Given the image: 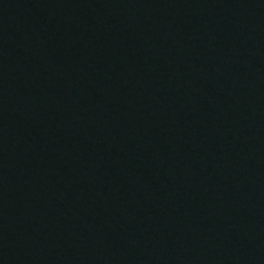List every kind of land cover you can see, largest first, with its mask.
<instances>
[{"label": "water", "instance_id": "obj_1", "mask_svg": "<svg viewBox=\"0 0 264 264\" xmlns=\"http://www.w3.org/2000/svg\"><path fill=\"white\" fill-rule=\"evenodd\" d=\"M0 264H264V0H0Z\"/></svg>", "mask_w": 264, "mask_h": 264}]
</instances>
